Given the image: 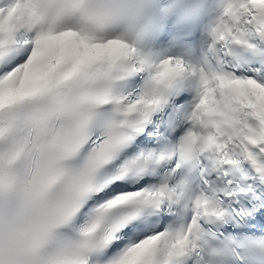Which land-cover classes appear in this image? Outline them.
Returning <instances> with one entry per match:
<instances>
[{
	"label": "snow or ice",
	"instance_id": "obj_1",
	"mask_svg": "<svg viewBox=\"0 0 264 264\" xmlns=\"http://www.w3.org/2000/svg\"><path fill=\"white\" fill-rule=\"evenodd\" d=\"M0 0V264H264V0H217L199 60Z\"/></svg>",
	"mask_w": 264,
	"mask_h": 264
},
{
	"label": "clouds",
	"instance_id": "obj_2",
	"mask_svg": "<svg viewBox=\"0 0 264 264\" xmlns=\"http://www.w3.org/2000/svg\"><path fill=\"white\" fill-rule=\"evenodd\" d=\"M157 0H36L45 19L56 29L70 27L84 35L119 38L139 48L152 37L160 17Z\"/></svg>",
	"mask_w": 264,
	"mask_h": 264
}]
</instances>
